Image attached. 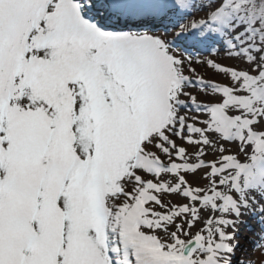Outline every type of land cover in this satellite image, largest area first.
Wrapping results in <instances>:
<instances>
[{
  "label": "snow or ice",
  "instance_id": "snow-or-ice-1",
  "mask_svg": "<svg viewBox=\"0 0 264 264\" xmlns=\"http://www.w3.org/2000/svg\"><path fill=\"white\" fill-rule=\"evenodd\" d=\"M255 251L264 0H0V264Z\"/></svg>",
  "mask_w": 264,
  "mask_h": 264
},
{
  "label": "rangeland",
  "instance_id": "rangeland-1",
  "mask_svg": "<svg viewBox=\"0 0 264 264\" xmlns=\"http://www.w3.org/2000/svg\"><path fill=\"white\" fill-rule=\"evenodd\" d=\"M201 72H203L204 70L201 69ZM255 227V226H253ZM249 248V252H252L251 246H247ZM253 255V259H254V264H264V251H255L254 253H252Z\"/></svg>",
  "mask_w": 264,
  "mask_h": 264
}]
</instances>
